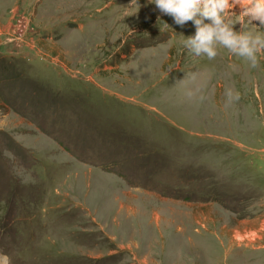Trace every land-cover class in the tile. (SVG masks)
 Instances as JSON below:
<instances>
[{"label": "rangeland", "instance_id": "rangeland-1", "mask_svg": "<svg viewBox=\"0 0 264 264\" xmlns=\"http://www.w3.org/2000/svg\"><path fill=\"white\" fill-rule=\"evenodd\" d=\"M194 33L149 0H0L8 264H264V56Z\"/></svg>", "mask_w": 264, "mask_h": 264}, {"label": "clouds", "instance_id": "clouds-1", "mask_svg": "<svg viewBox=\"0 0 264 264\" xmlns=\"http://www.w3.org/2000/svg\"><path fill=\"white\" fill-rule=\"evenodd\" d=\"M149 3L181 28L192 22L194 35L179 36L183 48L194 57L213 60L219 49H225L256 68L260 57L264 56V0H149ZM237 6L241 9L238 16L232 11ZM253 22H258L260 27ZM237 23L241 24L240 31L235 30ZM163 29L170 28L163 23ZM226 95L236 102L241 98L239 91L230 89H226ZM8 260L6 255H0L2 264H8Z\"/></svg>", "mask_w": 264, "mask_h": 264}]
</instances>
